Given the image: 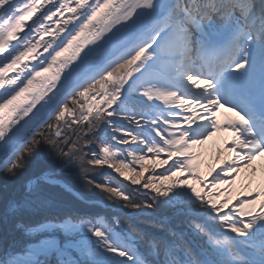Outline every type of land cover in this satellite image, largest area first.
Here are the masks:
<instances>
[{"label": "snow or ice", "instance_id": "6c2138e0", "mask_svg": "<svg viewBox=\"0 0 264 264\" xmlns=\"http://www.w3.org/2000/svg\"><path fill=\"white\" fill-rule=\"evenodd\" d=\"M0 177V264H264V0H0Z\"/></svg>", "mask_w": 264, "mask_h": 264}, {"label": "trees", "instance_id": "16d2710c", "mask_svg": "<svg viewBox=\"0 0 264 264\" xmlns=\"http://www.w3.org/2000/svg\"><path fill=\"white\" fill-rule=\"evenodd\" d=\"M40 165L39 161L33 162V165L30 167L29 169V173L33 170H35L38 166ZM70 172V171H69ZM25 175H28V173H26ZM61 179L66 180L67 182H69L70 184L73 185V187L81 192L85 197L88 198H102L101 194L95 190L89 191L85 188L84 184L78 179V177L76 176V174L74 175V177H70L68 173H66L63 177H61ZM23 180V177H21L20 181H16L17 184H19L21 181ZM4 180L2 177H0V184H3ZM65 199L67 200H71L72 196L69 193H65L64 194Z\"/></svg>", "mask_w": 264, "mask_h": 264}, {"label": "rangeland", "instance_id": "374dc122", "mask_svg": "<svg viewBox=\"0 0 264 264\" xmlns=\"http://www.w3.org/2000/svg\"><path fill=\"white\" fill-rule=\"evenodd\" d=\"M225 137L224 135H222V133H218L215 137L210 138L204 146H202V148L199 149V151L202 153V159L204 160H208L211 158V156L213 155V150L216 146H218L220 144L221 138ZM70 177H74L75 172L74 171H70L68 172Z\"/></svg>", "mask_w": 264, "mask_h": 264}]
</instances>
